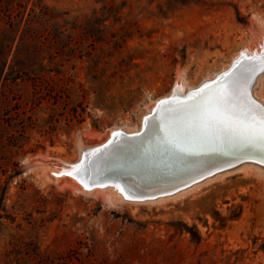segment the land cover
<instances>
[{"label": "rangeland", "instance_id": "rangeland-1", "mask_svg": "<svg viewBox=\"0 0 264 264\" xmlns=\"http://www.w3.org/2000/svg\"><path fill=\"white\" fill-rule=\"evenodd\" d=\"M43 1L67 13L69 32L83 45L63 68L64 77L75 79L70 95L83 102V122L59 130L53 144L36 133L19 158L20 174L11 179L6 201L15 221H3L0 255L18 234L36 236L43 251L58 253L79 240L96 244V260L86 264H264L259 169L244 167L158 203L80 194L71 185H56L42 168L22 173L27 158L77 160L78 132L99 140L116 127L139 132L154 101L177 83L179 89L196 87L221 72L246 44L264 47V0ZM124 2L116 15L103 11L105 4ZM123 37L124 47L116 49ZM261 88L254 95L264 103V79ZM22 186L34 197L27 203L20 198ZM186 226L200 238L192 242Z\"/></svg>", "mask_w": 264, "mask_h": 264}, {"label": "trees", "instance_id": "trees-1", "mask_svg": "<svg viewBox=\"0 0 264 264\" xmlns=\"http://www.w3.org/2000/svg\"><path fill=\"white\" fill-rule=\"evenodd\" d=\"M125 5V2L122 7L105 4L103 11L116 15ZM66 15L43 0H0V229L3 230L4 220L15 221L6 204L10 181L20 174L19 158L28 153L34 135L39 133L53 144L59 130L68 132L72 125L83 122V102L73 100L70 95L75 79L64 77L63 71L83 45L77 44L69 32ZM124 37L114 43L116 49L124 47ZM74 92L85 98L79 88ZM21 188L24 203L34 199L26 194V187ZM186 229L192 234V242L200 238L193 233L194 228L186 226ZM95 257L96 244L83 240L58 253L43 251L36 236L15 234L4 247L0 264H86L96 260Z\"/></svg>", "mask_w": 264, "mask_h": 264}, {"label": "water", "instance_id": "water-1", "mask_svg": "<svg viewBox=\"0 0 264 264\" xmlns=\"http://www.w3.org/2000/svg\"><path fill=\"white\" fill-rule=\"evenodd\" d=\"M242 62L184 96L172 95L173 89L170 90V95L159 98L153 111L143 117V127L139 132L125 133L117 128L106 143L87 146L84 145L88 139L86 134L78 132L77 138L84 145L78 160L66 162L44 160L42 157L27 158L22 166L23 175L34 174L42 164L52 165L59 173L51 171V175L55 180L59 179L60 186L66 184L67 178L79 179L78 173L84 172L86 178L80 181L84 194H94L96 190L114 184L126 194L123 195L124 201L156 202L204 184L219 174L238 172L247 165L264 170V146L250 145L238 122H228L233 125L230 127H207L190 112L165 111L167 108L178 109L179 103L189 102V95H195L205 85H209L204 89L207 94L221 88L233 76H240L245 94H237L234 98L236 112L239 114L245 109H252L258 113L264 106L252 92L264 71L255 73L244 66L245 62L243 68ZM244 69H248L246 73L242 71ZM252 80L254 87H249ZM161 100L169 101V104L160 107ZM145 117L149 119L146 121ZM115 133L119 135L114 136ZM64 169L65 173H61ZM77 169L81 172L77 173Z\"/></svg>", "mask_w": 264, "mask_h": 264}, {"label": "snow or ice", "instance_id": "snow-or-ice-1", "mask_svg": "<svg viewBox=\"0 0 264 264\" xmlns=\"http://www.w3.org/2000/svg\"><path fill=\"white\" fill-rule=\"evenodd\" d=\"M260 61L264 65V56L260 57ZM261 71H264V66L261 67ZM224 75L229 76V73ZM241 79L240 76H233L221 88L210 91L207 94H205L204 89L209 88V85H205L204 88L198 89L195 95H189L188 101L190 103H179L178 109L167 108L165 111L179 110L190 112L195 119L201 121L207 127H215L217 125L230 127L233 125L228 122L236 121L242 125V134L246 135L250 145L264 146V107H261L258 113L253 112L252 109H245L238 114L233 104L237 94H245ZM166 104H169V101L161 100L159 106L163 107ZM148 119V117H145L146 121ZM118 135V133L114 134V136ZM77 171L79 172L80 170L77 169ZM66 174L71 175V173Z\"/></svg>", "mask_w": 264, "mask_h": 264}, {"label": "bare ground", "instance_id": "bare-ground-1", "mask_svg": "<svg viewBox=\"0 0 264 264\" xmlns=\"http://www.w3.org/2000/svg\"><path fill=\"white\" fill-rule=\"evenodd\" d=\"M257 36V35H256ZM262 56H264V47H262V45H261V43L260 42H257L256 44H254V45H252V43L251 44H246L245 46H244V49H242L238 54H236V55H234L233 56V60H231L230 61V64H227L226 66H224L223 67V70L221 71V72H218V73H216V74H214V75H212V76H209L207 79H205L204 81H202L198 86H196V87H190V88H187V89H179V86L176 84V86L173 88V90H172V95H178V96H184L187 92H189V91H191V90H195V89H197V88H199L202 84H204L205 82H207V81H210V80H214L215 78H216V76H218V75H220L221 73H224V72H226L227 70H229L232 66L234 67L238 62H242V60H244V62H245V67L246 68H248V69H251L252 71H254L255 73H259V72H261V67L262 66H264V65H262L261 64V61H260V57H262ZM244 62H242V63H240L241 64V66L244 64ZM240 66V67H241ZM243 67V66H242ZM244 68V67H243ZM248 69H244V70H242L244 73H246L247 72V70ZM243 73V74H244ZM254 73V74H255ZM264 79V74H262V76H260L259 78H258V83L256 84V86H255V91L254 92H256V91H260L262 88H261V85H262V80ZM254 87V81L252 80L251 81V83H249V87ZM185 87V86H184ZM254 92H252V94H253V96L255 97V95H254ZM170 95V92L168 93V94H166L165 95V97H167V96H169ZM255 99L261 104V105H263L264 106V103L262 102V101H260L258 98H256L255 97ZM156 104H157V102L156 101H154V103H153V105L151 106V108H149L148 109V112L146 113L147 115L148 114H150L152 111H153V108H155V106H156ZM145 114V115H146ZM118 127H116V128H113V129H111V130H109V131H107L105 134H106V136L102 139V140H99V138H91L90 137V135H88V134H86L85 136L88 138L87 139V141L86 142H84V145H92V144H104V143H106L108 140H109V138L111 137V133H112V131L114 130V129H117ZM119 130H121V132H125V133H132V132H135V130H129V129H127V128H125V127H122V128H118ZM77 140H78V143L77 144H75V146L77 147V149H78V156L79 157H81L79 154L81 153V147H84V145L80 142V140L77 138ZM83 145V146H82ZM36 157H42V156H36ZM79 157H78V159H79ZM43 159V158H42ZM77 159V160H78ZM44 160H49L48 158L47 159H44ZM43 166L42 167H40V168H42V169H46V171L43 173L45 176H47V177H49L50 179H52V180H54V182H55V184L56 185H60V183H58V178L55 180V178L51 175V171H52V173H59V171L58 170H56L55 168H52V165H50V167L49 166H45L44 164H42ZM244 167H252V168H256V169H259V170H261L262 172H264V170H262V169H260V168H257V167H253V166H244ZM244 167H241L238 171H240L241 169H243ZM39 168V169H40ZM38 169H36L34 172H36ZM65 169H64V171H61V173H65ZM42 172V171H41ZM49 172H50V174H49ZM81 172V171H80ZM77 173H78V171H77ZM87 173V172H86ZM227 174H229V175H231V173H229V171L228 172H225V173H223V174H219V175H217L215 178H213V180H215L216 178H218V177H220V176H222L223 177V175L225 176V175H227ZM40 175V174H39ZM64 177L66 178V175L64 174ZM77 177H79V179L78 178H76V177H73V180H69L68 178L66 179V184L67 185H71L72 187H74L75 188V190H77L80 194H82L84 191V187L80 184V181L81 182H83L84 180H85V178H86V176L84 175V172L83 173H80V175H79V173H78V175H77ZM221 178V177H220ZM212 179H208V180H206V182L204 183V184H206L208 181H213ZM58 183V184H57ZM58 185V186H59ZM200 185H203V183L202 184H199V185H195L193 188H189L188 190H184L183 192H181V193H179V194H177V195H175L174 197H172V196H170V197H167V198H160V199H158V202H160V201H163V200H167V199H174V198H177L178 196H180L181 194H184V193H186V192H188L189 190H192V189H194L195 187H198V186H200ZM64 187V186H63ZM198 191V190H197ZM95 194H98V193H114L118 198H120L121 199V201L123 202L125 199V197L123 196V195H125L126 196V194H124V191L122 190V188L121 187H117L116 185H114V184H112V185H107L106 187H104V189H101L100 188V190H96L95 192H94ZM186 195V194H185ZM112 196V195H111ZM159 198V197H158ZM117 199V198H116ZM178 199V198H177ZM158 202H156V203H158ZM152 203V202H151Z\"/></svg>", "mask_w": 264, "mask_h": 264}]
</instances>
